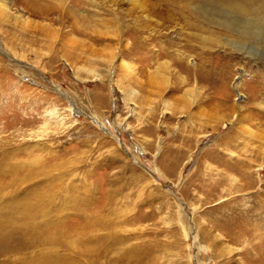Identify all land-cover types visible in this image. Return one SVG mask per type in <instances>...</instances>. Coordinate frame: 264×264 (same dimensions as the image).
I'll return each mask as SVG.
<instances>
[{
	"label": "rangeland",
	"instance_id": "obj_1",
	"mask_svg": "<svg viewBox=\"0 0 264 264\" xmlns=\"http://www.w3.org/2000/svg\"><path fill=\"white\" fill-rule=\"evenodd\" d=\"M6 1L0 264H264V30L218 0Z\"/></svg>",
	"mask_w": 264,
	"mask_h": 264
},
{
	"label": "bare ground",
	"instance_id": "obj_2",
	"mask_svg": "<svg viewBox=\"0 0 264 264\" xmlns=\"http://www.w3.org/2000/svg\"><path fill=\"white\" fill-rule=\"evenodd\" d=\"M134 1H136V0H134ZM190 1H197V0H190ZM190 1L188 2V4L190 3ZM54 4H55V2H54ZM218 4H220V7L222 10L223 9L225 10L223 15L219 18V21H217L221 25H224L227 28H232V29L237 30L241 33L244 32V34L246 32H249L250 30H252L254 33H259L262 30H264V22H262L260 27H259L258 19L249 17V16H251L252 11L244 3H243L244 4V6H243L242 4L239 3L238 0H218ZM56 5H58L57 6L58 8L60 7L59 12H62L61 11V9L63 8L62 2H60V0H59V2L56 3ZM258 6H259V4H258ZM200 9H202V8H200ZM217 9H219V8H217ZM255 12H257V11H255ZM0 13H3L5 15L6 14L10 15L13 18H17V19L21 15L20 13H18V10L16 8H13L11 2H8L6 0H0ZM72 13H73V11H72ZM204 13H207V12H204ZM217 13H218V11H217ZM260 16H262V15H260ZM229 44L234 46L236 49H243V47H246L245 43H243V45H242L241 42H237L235 40H229ZM190 99H191L190 103L188 102L189 106H190V104H196L197 101L195 98L192 97Z\"/></svg>",
	"mask_w": 264,
	"mask_h": 264
}]
</instances>
